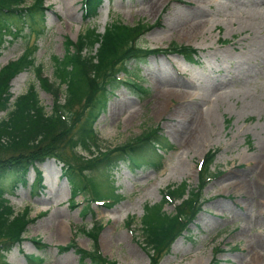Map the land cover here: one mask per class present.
Returning <instances> with one entry per match:
<instances>
[{"label": "rangeland", "instance_id": "obj_1", "mask_svg": "<svg viewBox=\"0 0 264 264\" xmlns=\"http://www.w3.org/2000/svg\"><path fill=\"white\" fill-rule=\"evenodd\" d=\"M81 1L44 0L46 30L27 43L35 45V65L42 64L43 73L53 80L52 56L64 54L66 39L75 41L86 25L103 32L113 19L152 24L138 39L143 46L166 47L173 41L191 46L194 51L189 56L158 52L140 62L130 60L129 67L148 87V94L139 97L124 84L115 86L95 122L101 151L155 126L173 148L163 153L160 169L132 166L122 158L108 168L90 167L102 190H106L102 170L110 171L121 194L111 205L92 201L94 213L82 212L87 202H82L81 193L75 195L78 204L69 203L70 184L59 159L38 162L43 187H32L33 168L26 183L12 185L9 178L1 179L3 195L15 211L27 206L31 218L23 240L5 252V260L29 264L26 254L35 253L44 257L41 264L88 261L81 259L77 248L89 250L92 239L79 227L89 228L97 219L103 222L97 238L102 256L117 264H149L151 251L143 248L140 224L145 204L162 200L164 191L181 181L187 183L183 197L187 196L188 188L200 181L202 155L211 149L215 155L210 171L217 175L203 186L201 209L188 229L175 237L158 264H264V4L261 0L254 5L248 0H103L97 15L84 21ZM25 41L22 35L4 33L0 67L22 53ZM127 73L120 69L117 78L131 76ZM9 83L12 99L33 84L45 109L51 110L53 97L39 84L34 67L26 66ZM5 114L0 110V118ZM8 154L10 150L0 151L2 156ZM181 199L176 198V203ZM163 209L174 211V203L166 201ZM70 240L77 247L61 249Z\"/></svg>", "mask_w": 264, "mask_h": 264}, {"label": "trees", "instance_id": "obj_2", "mask_svg": "<svg viewBox=\"0 0 264 264\" xmlns=\"http://www.w3.org/2000/svg\"><path fill=\"white\" fill-rule=\"evenodd\" d=\"M103 0H82L84 21L97 15ZM44 0H0V43L4 33L22 35L26 45L31 36H40L46 30ZM153 25L138 21L126 24L120 19L108 22L103 32L93 25H86L73 41L67 38L66 50L60 57L52 56L53 80L43 73L42 64L35 65L33 52L35 45L25 46L16 59L0 67V110L6 114L0 118V151L10 150V154L0 155V180L9 178L12 185L27 182V173L34 169L33 188L43 187V173L38 162L46 158H56L62 162V175L70 184L69 202L76 205L75 195H83L82 212L94 213L89 204L102 201L105 205L120 199L116 191L114 177L108 170H102L106 190H102L90 167L105 168L115 165L117 159H128L132 166H151L160 169L163 153L173 148V144L159 131L158 126L122 142L116 146L100 150V137L95 122L107 106L108 95L115 86L124 84L134 94L143 97L149 89L140 76L129 66L130 60L140 62L150 53L182 52L189 56L194 50L173 41L166 48H152L138 42L141 35ZM138 42V43H137ZM34 67L39 84L50 92L53 104L50 111L45 109L35 86L31 84L24 92L12 96L10 79L26 66ZM118 69H123L133 77H116ZM127 75V76H128ZM64 85V89H62ZM97 153L94 154V151ZM85 152L90 157L83 155ZM94 155V156H93ZM215 150H208L201 162L200 181L187 191V183L168 187L157 203H146L140 224L143 231V248L151 251L149 264H158L160 257L170 250L176 236L188 229L190 222L200 210V194L208 178L217 173L210 171ZM93 156V157H92ZM220 172V171H219ZM209 174V175H208ZM208 176V178H207ZM0 185V264H10L5 260V252L23 240V232L31 218L29 207L16 212L9 199L3 195ZM176 198H182L176 203ZM166 201L174 203V211L163 209ZM81 202V203H82ZM131 224L132 218L126 220ZM103 222L94 219L91 226L79 227L92 239L89 250L77 248L81 254V264H117L101 255L98 247V234ZM39 246V239L34 240ZM76 246L73 241L62 245L61 249ZM29 264H41L44 257L26 254Z\"/></svg>", "mask_w": 264, "mask_h": 264}, {"label": "bare ground", "instance_id": "obj_3", "mask_svg": "<svg viewBox=\"0 0 264 264\" xmlns=\"http://www.w3.org/2000/svg\"><path fill=\"white\" fill-rule=\"evenodd\" d=\"M249 2H251V3H253V5L255 4V3H259L260 2V0H248ZM261 2L264 4V0H261ZM264 40V39H263ZM65 228H66V226L65 225H63V224H61V229H64L65 230ZM63 230V231H64Z\"/></svg>", "mask_w": 264, "mask_h": 264}]
</instances>
